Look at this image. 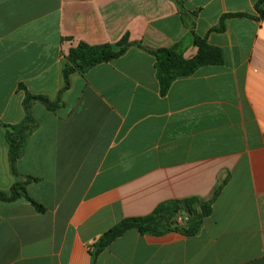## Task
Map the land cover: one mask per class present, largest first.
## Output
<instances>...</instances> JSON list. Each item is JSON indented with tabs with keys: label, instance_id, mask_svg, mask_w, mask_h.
<instances>
[{
	"label": "crops",
	"instance_id": "1",
	"mask_svg": "<svg viewBox=\"0 0 264 264\" xmlns=\"http://www.w3.org/2000/svg\"><path fill=\"white\" fill-rule=\"evenodd\" d=\"M259 0H0V191L23 182L30 202L0 201V264H92L90 251L126 218L166 202L212 198L195 237L127 232L94 264H264V18ZM195 34L224 64L178 78L165 96L147 51ZM264 9V7H263ZM243 15V16H231ZM228 16V17H226ZM223 17L225 30L211 32ZM126 53L70 77L56 113L32 106L39 128L12 175L4 125L20 124L26 90L55 101L80 43ZM139 45L143 47L139 48ZM176 220L183 226L187 216Z\"/></svg>",
	"mask_w": 264,
	"mask_h": 264
},
{
	"label": "trees",
	"instance_id": "2",
	"mask_svg": "<svg viewBox=\"0 0 264 264\" xmlns=\"http://www.w3.org/2000/svg\"><path fill=\"white\" fill-rule=\"evenodd\" d=\"M180 7V14L186 27L194 37V42L199 50L197 55L191 59H184L183 43H178L170 49H160L156 51H147L156 58V75L160 85V92L165 96L171 85L178 78L189 77L195 74L200 68L206 66H220L224 64V55L221 49L210 45L206 38L195 34V23L185 19L183 3L177 2ZM264 0H259L256 5L257 12L264 18ZM243 16V15H231ZM228 17V16H226ZM223 17L219 25L211 32H223L225 30V18ZM118 51L111 45L90 46L80 43L76 48L70 50L64 66V86L55 101H51L45 96L33 95L29 93L23 85L19 89L25 91L23 100L24 119L17 125H4L6 130V140L9 148L10 170L13 176L22 177L18 172L17 162L24 156L30 137L39 128L38 121L32 115V106L36 103L43 105L48 111L56 113L64 107L61 101V95L70 88V77L75 73L84 74L92 68L109 63L123 56L131 45L123 40L117 45ZM139 48L142 46L139 45ZM23 182L15 183L8 193L0 191V201L4 203H13L19 199H25L38 213H45L46 208L34 201L28 194L27 186L31 183L39 182V178L24 176ZM223 189L220 186L209 200H203L197 197L188 198L182 201H170L159 205L156 210L144 217L126 218L117 223L114 227L105 232L92 246L90 255L92 264L98 257L110 247L117 239L124 236L127 232L135 230L141 235L163 236L168 232H180L185 237H195L201 231L204 221L212 214V206ZM187 205V210L184 207ZM184 213L187 219L183 226L175 225V218ZM184 229V232H181Z\"/></svg>",
	"mask_w": 264,
	"mask_h": 264
},
{
	"label": "rangeland",
	"instance_id": "3",
	"mask_svg": "<svg viewBox=\"0 0 264 264\" xmlns=\"http://www.w3.org/2000/svg\"><path fill=\"white\" fill-rule=\"evenodd\" d=\"M174 223H175V225H178V226H180L181 225V222L179 221V220H174Z\"/></svg>",
	"mask_w": 264,
	"mask_h": 264
},
{
	"label": "water",
	"instance_id": "4",
	"mask_svg": "<svg viewBox=\"0 0 264 264\" xmlns=\"http://www.w3.org/2000/svg\"><path fill=\"white\" fill-rule=\"evenodd\" d=\"M184 207H185V209L187 210V205H186V203H184ZM181 232H184V229H181Z\"/></svg>",
	"mask_w": 264,
	"mask_h": 264
},
{
	"label": "built area",
	"instance_id": "5",
	"mask_svg": "<svg viewBox=\"0 0 264 264\" xmlns=\"http://www.w3.org/2000/svg\"><path fill=\"white\" fill-rule=\"evenodd\" d=\"M180 221V220H179ZM181 222V221H180Z\"/></svg>",
	"mask_w": 264,
	"mask_h": 264
}]
</instances>
